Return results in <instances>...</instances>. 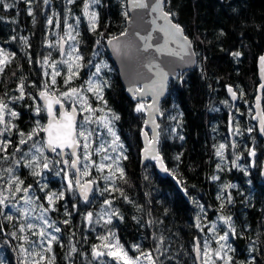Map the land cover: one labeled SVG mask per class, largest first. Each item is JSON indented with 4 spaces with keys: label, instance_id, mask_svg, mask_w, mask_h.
<instances>
[{
    "label": "trees",
    "instance_id": "1",
    "mask_svg": "<svg viewBox=\"0 0 264 264\" xmlns=\"http://www.w3.org/2000/svg\"><path fill=\"white\" fill-rule=\"evenodd\" d=\"M126 2L100 0L96 6L99 25L95 32L90 30L87 22L82 21L81 6L85 0H74L73 3L50 0L47 5L43 0H32L31 4L25 0L0 2V49L10 54V62L0 73V99L19 113L14 121L17 127L11 130V134L5 133L4 138L11 143L6 153L1 152L8 157L2 165L4 170L9 167L14 169V175L23 181L21 188L29 189L27 195L32 197L36 209L41 205L50 207L46 199L48 194L64 192V197L55 201L56 211L46 213L49 222L61 230L56 233L51 228L59 241L53 242L49 256L55 257L54 264H99L92 257V248L101 243L98 236L106 234L111 228L132 256L139 255L132 246L140 245L143 251L151 252L154 258H158V264H198L194 251L196 240L202 246L210 240L211 229L217 238L229 231L220 217L230 216L235 235L230 234L227 241L232 251H225L232 258L231 264H253V260L255 264H264V180L256 178L264 162V138L260 137L257 143L258 168L253 170L255 182H252L247 171L233 166V161L237 164L235 158L241 153L240 149L249 155L250 144L245 142L241 146L238 141L241 127L237 110L241 100L238 98L234 102L227 93L229 86L239 94L245 91L242 95L244 100L253 102L259 83L257 59L264 53V0L166 2L165 10L176 13L172 19L192 40L197 64L193 71L180 72L175 80H170L167 96L161 103L159 152L170 173L178 180L177 185L168 182L164 186L161 184V188L154 178L156 166L152 163L143 166L141 161L145 110L136 112L135 109L138 103L145 105L147 101L135 100L126 94L107 49V41L126 30L127 20L123 15ZM4 4L12 6L5 8ZM29 7L33 16L28 15ZM49 17L53 20L52 25L47 23ZM77 17L81 19L79 41L83 62L90 59L91 51L95 45L98 46L99 40L101 45L98 47L110 64L106 71L103 70L106 80L103 97L107 104L102 103L107 110L120 117L117 121L123 138L126 132L132 136L129 139L132 149L125 151L128 158L122 160L124 178L120 179L117 172L114 185L110 180L101 181L100 185L94 181L95 189L87 202L80 199L74 187L72 191L67 190L65 173L69 172L74 183L76 176L60 157L48 158L43 153L41 161L47 157L51 163L50 170L35 164L27 167L33 157L31 147L27 146L31 140L20 145L17 133V129L25 133L33 130L37 121L34 110L40 106L37 102L38 90L48 83L49 75L44 73H50L54 57H61L57 40L59 35L64 34V20H75ZM57 20L59 28L56 27ZM21 37H27V45ZM237 51L241 56L232 55ZM45 57L48 64L44 66ZM91 64L92 61L88 63ZM57 70L61 74L56 77L55 87L61 89L67 70L65 67ZM83 77L84 72L81 79ZM21 81L24 83L25 98L13 100L20 95L17 89ZM64 102L67 106L72 105ZM224 110L234 114L231 129ZM245 110H248L246 105ZM246 131L247 128L244 133ZM36 136L44 141L42 132ZM181 136L183 139H180ZM220 144L226 145L223 158L216 155ZM17 147L20 151H15ZM33 171L41 174L33 175ZM2 180L7 182V176L3 175L0 179V191L9 197L7 206L2 209L9 214L12 210L9 203L19 200L22 203L26 194L15 192L14 184L11 185L12 191H8L9 186L6 182L1 184ZM82 180L95 179L92 175H82ZM256 183L259 184L254 185ZM226 185L234 187L226 188ZM113 187L119 188L123 195L120 191H113ZM100 188L102 194L99 193ZM105 188L109 190L104 191ZM229 195L231 203L227 201ZM105 200L112 201L110 208L104 205ZM101 208H105L106 212L115 210L123 219L113 217L112 224L105 225L98 213ZM88 212L98 214L100 225L86 221ZM12 215L14 219L11 221L0 216V264H18L17 249L23 241L9 233L16 232L17 224L23 221L20 211H13ZM65 220L69 223L65 224ZM30 231V239L36 240L33 229ZM160 237H163L162 244ZM72 247H75V252L70 251ZM157 247L161 250L159 253L155 251ZM212 247L219 248L217 240L213 241Z\"/></svg>",
    "mask_w": 264,
    "mask_h": 264
},
{
    "label": "snow or ice",
    "instance_id": "2",
    "mask_svg": "<svg viewBox=\"0 0 264 264\" xmlns=\"http://www.w3.org/2000/svg\"><path fill=\"white\" fill-rule=\"evenodd\" d=\"M2 2V0H0ZM26 3L31 4L32 0H25ZM44 4H49L50 0H43ZM74 0H68V3H73ZM166 2H170V0H127L125 10L123 11V15L125 19L128 21L130 25H132L131 29H126L124 32L121 33V36L125 37L124 41L120 40V37H112L108 40V44L113 48V51L116 55L130 61L128 65H126V71L129 73L132 86L130 87L129 91L133 94L135 98L137 95L145 96L151 94L153 97L154 104L148 105L150 108H154L155 101L161 95H163L166 86L167 80L171 74H173L174 69L169 68L168 71H165L164 67H161V64L165 66L170 65L172 62L169 61H160L157 62V57L153 55V52L150 50H154L155 53L160 55H170V56H179L180 60L185 64L194 63L195 61L192 60V57L195 55L194 52L191 51V41L188 39L186 35H184V30L182 26L178 23H174L172 17L176 15V13L171 11H165V4ZM100 4V0H85L83 6V15L87 18L89 28L91 31L95 32L99 25V13L95 10V6ZM12 5L4 4L5 8H9ZM128 9L133 10H142L137 14V19L133 20L129 17ZM144 10H147L151 13H156L157 15L151 21L153 27L152 31H158L163 33L164 41L163 43H156L153 44L151 41L153 40L152 32H148L146 35H142L141 33L145 31V28L142 23L138 21H143ZM70 12V10H69ZM28 15L33 16V11L31 7H29ZM162 20L163 23L156 26V20ZM80 22V18H76V25L78 26ZM33 23H35V18H33ZM47 23L49 25L53 24V20L51 17L48 18ZM67 24V21L65 20ZM56 27H60V22L57 20ZM75 32V35H73ZM65 36L68 40L76 41L77 37L79 36V32L76 27L72 24H67V31L65 32ZM15 39V37H13ZM21 40L25 45L28 43L27 37H21ZM60 40L63 41L64 37H60ZM170 42H176L179 45L180 51H173L169 49L168 45ZM59 43V41H58ZM100 41H97L99 44ZM52 47V44L48 45ZM77 53L73 56V53ZM60 53L61 55H67L69 60L63 61V63L68 65V75L65 78V85H68L71 80L78 76V69L81 68L83 65L81 61L83 60V56L79 54V50L77 47H72L71 51L65 53L63 45L60 44ZM98 54V53H96ZM233 56L239 57L241 56L240 52L232 53ZM187 57V59L185 58ZM10 62V54L5 53L3 49H0V73H3L5 66ZM44 64H48V58L45 57L43 60ZM260 63L262 66V70H264V56L260 57ZM50 67L53 69L51 73V85H56V77L59 76L61 73L57 70L56 64L52 63ZM101 67H107V65H98L96 66V72L92 74V77L86 82L87 88L84 89L71 87L67 91L61 92L59 97H56L53 93L48 91L49 85L45 83L43 85V89L39 91V97L44 100V108L42 109L40 106H37L35 112L37 115H40L42 111L47 112L48 123L46 125H41L40 121L36 122V127L29 133H25L17 129V133L20 137L19 144L24 145L28 142V140H32L33 136L39 134V132L46 133V141L45 147L48 148L51 152L56 153L57 149L60 151L57 153L58 155H70L75 157V159L64 160V165L70 167L71 169H75L74 175L75 178V185L79 188L80 194L85 201L88 200V193L91 191L89 187V183L93 182H86L81 184L79 179L80 175L87 176L89 175V165L87 163L84 164L83 169L78 167L81 163V156L78 155V149H82V155L84 161H89L91 159V143L92 137L94 136V130L90 129V125L93 123H97L102 125L104 128L107 129V132L112 136L111 142V150L113 152L117 151V146L121 149L120 155L117 157H111L108 155L103 156V160H111V163L105 164L103 162L99 164H95L98 171H103L105 168L110 170L109 176L105 177L106 180H112L114 185L113 177L115 173H119V178H124V169L120 166L119 160L120 159H127V155L124 154L123 151V144L120 143V137L113 129V122L119 120L120 117L115 113H111V116L108 115L96 117L95 113L97 111H103V109H94L88 101L85 92H91L95 95L96 99L99 101H103L106 105L107 102L104 101L103 97V87L106 82H101L95 79V77L100 73ZM75 69V70H74ZM45 76H48L49 73L45 72ZM140 81H148L143 85V87L137 86L138 82ZM264 88V84L260 86ZM17 91H19L20 95L18 97H13V100H23L25 98V90H24V83L23 81L20 82ZM229 93L232 96L233 100L237 99V92L234 91L231 87L228 88ZM243 93L241 92V96ZM63 101H70L72 104L71 110H66ZM259 101V98H258ZM60 106L59 115L54 110V105ZM77 105H79V111L81 113H87L84 115L82 121H77ZM145 105L143 103H138L136 106V112H143L145 110ZM259 107V103L257 104ZM158 110V109H157ZM111 112V110H109ZM6 115L10 116L12 119H17L19 117V113L13 111L9 108L8 103H6L3 99H0V152H7L8 146L11 143L10 140L4 138L5 133L11 134V130L16 128L17 126L12 124L11 120H6ZM259 124L260 128L259 131L261 134H264V110L258 113ZM173 119H175L173 117ZM153 124V139L148 141L149 147L145 148V152L148 154L146 158L155 159L158 163L161 164L163 171L167 172L168 169L163 167V161L159 156V153L155 151L154 145L157 142V137L159 133L155 131L159 125L155 124V121H152ZM238 131V130H237ZM247 131L251 133L253 128H248ZM147 137V133H144ZM26 137V138H25ZM180 139H183L181 136ZM35 148L36 153L39 155H34L32 160L28 162L26 165L27 167H32L34 164L37 167L42 169L49 168V161L47 157H44L43 163H40V157L43 156L44 148L37 147L34 143L32 145ZM226 145L220 144L219 148L217 149L216 155L223 158V149H225ZM65 149H70V153H65ZM15 151H20L17 147ZM97 153L99 152H106L107 149L103 144L100 145L95 150ZM249 155L255 157L256 152L254 149L249 150ZM8 157L5 156L4 159ZM179 159V157H177ZM239 159V157H237ZM18 163V162H17ZM113 165H115V171H111L113 169ZM234 167H239L233 161ZM219 167V165H218ZM246 171L245 169H241ZM9 174L14 172L12 167L6 169ZM33 175H40V172L33 171ZM65 178L67 179V190H73V179L69 178V174L65 173ZM213 179H218V177H213ZM126 182V181H125ZM9 188L8 191H12L11 185H15V192L23 191L26 195L24 197V201L26 204H32L33 200L32 197L27 195L29 189L28 188H21L23 181L19 179L18 176L11 175L10 179L8 180ZM30 187V186H29ZM226 188L234 187L233 185H226ZM108 188H105L104 191H108ZM113 191H120L121 195L123 192L119 188H112ZM14 195V193H13ZM64 197V192H60L59 194L50 193L46 196V199L49 204V208H44L41 205V215L37 217V219L43 221V224L46 225L48 228H54L56 233H59L61 230L58 227H54L53 224L49 223L48 219L45 216V213L48 211H56L55 208V201L62 199ZM218 199H222V197L218 196ZM127 200V197H125ZM9 201V197L4 195L2 191H0V216H3L5 219L11 221L14 219L12 214H6L3 212V207H6V202ZM228 203L232 202V197L229 195L227 197ZM112 201L105 200L104 205L111 207ZM13 207H15L13 205ZM223 203L221 204V208H223ZM17 211L21 212V215L27 216V209H17ZM66 215H70V213H66ZM94 214L92 212H88L85 216L86 221L89 224H92ZM105 216L107 217L106 219ZM113 217H118L119 219H123L120 214L113 210L111 212H105L100 219H104L105 225H111L113 222ZM220 219L228 225L229 231L225 232L223 235H219L217 242L219 243V249L212 250L208 247L207 244L200 245L199 240L195 242L194 251L197 255V259H200L201 256L204 257L202 264H216V259L224 261V264H231V257L227 256V251H232L231 247L227 244L229 239V235H235V228L232 224V218L230 216H221ZM98 222V221H96ZM65 224L69 223L68 220L64 221ZM154 223V221H153ZM37 225L33 223H27L26 225H21L19 227V232L24 233L27 230H32L36 228ZM196 227H200L199 223H197ZM0 230H2V225H0ZM39 237V243L37 241H30L27 236H17L16 232H11L13 238L20 239L24 243L19 245V251L24 257L22 264H29V257H32L31 264H54L55 257L54 256H47L45 253H52V245L53 242H58L59 237L53 235L52 233L46 232L44 227H41L38 232L33 233ZM47 238V239H46ZM45 239L47 246L45 247ZM98 239L101 241L99 245H94L92 248V257L99 261V264H107L104 257L109 258L111 261H114L115 264H141V258L143 257L144 260L147 261V264H158V258H154L151 252H145L141 249L140 245H133V249L139 253V255L132 256L129 254V250L124 247L123 244L120 243L119 239L116 238V234L112 231L111 228H108L107 233L104 235H99ZM223 241V243H220ZM159 242L163 243V237L159 238ZM25 244L28 247H25ZM63 246V245H61ZM39 249V250H37ZM71 252H75V247H72ZM156 252H160V248L157 247L155 249ZM215 257V258H214ZM253 264H255L253 260Z\"/></svg>",
    "mask_w": 264,
    "mask_h": 264
},
{
    "label": "rangeland",
    "instance_id": "3",
    "mask_svg": "<svg viewBox=\"0 0 264 264\" xmlns=\"http://www.w3.org/2000/svg\"><path fill=\"white\" fill-rule=\"evenodd\" d=\"M83 6H84V4H83ZM83 6H81V15L83 16L82 21H85V22L88 23L87 18L84 17V15H83ZM95 10L97 11L96 6H95ZM65 20L67 21V24H72L74 27L77 28L78 32H80V30H81V25H80L81 19H80V22H79V25L78 26L76 25V19L75 20H71L69 18H66ZM65 20H64V34L59 35L58 40H57V43L59 41V43H58V49L60 51V44H61L60 37L63 36L64 37V43H65V48H64L65 53H67L68 51H71V48L72 47H77L78 50H79V54L82 55V53L80 51L81 43L79 41V36L77 37L76 41L68 40L67 37L65 36V32L67 31V24L65 23ZM73 35H75V32H73ZM97 45L100 46L101 45V42L99 44H97ZM98 46L95 45L93 47V49L91 51V54H90V59L86 63H84L83 60L81 61V64L83 66L77 70L78 71V76L74 77L68 85H65V83H64L61 89L59 87H55V85L54 86L51 85V73H52L53 69L50 67L51 68L50 69L51 71H50L49 76L47 78V82L51 86L54 87V90H51L49 88L48 91L50 93H53V94H55V91H56L57 92V95L60 96V93L61 92L67 91L71 87H76V88L83 87L84 89H86L87 88V83L86 82L90 79V77H92V74L96 72V66H98V65H105V64L107 65V67H101V71L95 77V79L98 80V81H101V82H106V80L103 78V70L106 71V69L109 68L110 64H109L108 60L103 57V53H102L100 47H98ZM96 53H98V54H96ZM76 54L77 53L74 52L73 53V56H75ZM60 56H61L60 58L58 56L54 57V61L51 60V64L52 63H55L57 69H62L63 67H65L66 70H67L66 73H65V78H66V76L68 75V65L65 64V63H63V61L69 60V57L66 54L65 55H61V53H60ZM90 61H92V64L91 65H88V63ZM43 65L45 66L44 63H43ZM83 72L85 73V77H83V79H81V76H82ZM56 81H57V79H56ZM104 86H105V84H104ZM39 91L40 90H38V93H39ZM85 95L87 96L89 103L91 104V106L94 109H103V111H97L95 113L94 118L100 117V116H104V115H108L109 117L111 116V113H113V112L112 111L109 112V110L106 109V107L104 106V104L102 103V101L97 100L96 97H95V95L93 93H91V92H85ZM103 96H104V87H103ZM38 99H39V95H38ZM36 101H37V99H36ZM37 102H39L40 107L43 109V106H42L41 102L40 101H37ZM67 102H70V101H67ZM77 107L79 109V105H77ZM9 108L11 110L17 112V110L14 107L9 106ZM43 114L44 113L41 112L40 115H37L36 112H35V115H36L35 118L37 119V121L38 120L40 121V124L41 125H45V123H46L45 120L43 121ZM84 115H87V113H81V120L80 121L83 120ZM5 118H6V120H11L12 124H14L15 119H12L8 115H6ZM37 121H35V124H33L34 125V128L36 127V122ZM0 127H2V126H0ZM89 127H90V129L94 130V132H95L94 136L91 138L92 139L91 148H90L91 159L89 161H84L83 160V155H82V151L83 150L81 149V151H80V156H81L80 168L83 169L84 164L87 163L89 165V175H87V176H91L92 175L94 177V179H95V180H92V181H96V183H98L100 185L101 181L102 182L103 181L104 182H107L108 181V180L105 179V177H106L105 174H108L109 175L110 174V170L108 168H105L102 172L101 171H98L97 168H96V166H95V164H99L101 162H103L105 164L111 163L112 162L111 160H103L102 159L103 156L108 155V156H111V157H117V156L120 155L121 149L117 146V151L116 152H113L111 150V142H112V139L113 138H112L111 134H109L107 132V129L104 128L102 125L97 124V123H93ZM113 129L117 133V135L120 137V143L123 144V151H124V154H125V151H127L128 148L132 149L131 148L132 144H130V142H129V139L132 136H131V134L129 132H126V137H125V139L123 138V136L121 135V133L119 131L118 121L117 120L113 122ZM34 143L36 144L37 147H43L44 148V152H43L44 153V156H47L48 158L54 157V156H49L48 155L47 150H46V147L44 146L45 145V140L43 141L39 136L33 137L32 140L27 143L28 148L31 147L30 149H31V152H32V156H34V155H37L38 156L39 155L38 153H36L35 148L32 147V145ZM101 144H103L105 146V148L107 149V151L106 152H99V153H97L95 150L98 147H100ZM55 156L60 157V155H58V154L55 155ZM4 157L5 156L2 155L1 152H0V179H1V177L3 175H6L7 176V179L9 180L10 177H11V175H14L15 174V171L12 174H9V173H8V175L6 174L7 171L4 170L5 168L2 165L3 162H4V160H6V159H4ZM68 157L69 156L67 155L66 156V160L71 161V158L69 159ZM43 160L41 161V158H40V163L41 164L43 163ZM122 160L123 159H120L118 161L121 167H122ZM92 162H95V164H93ZM50 169H51V163H49L48 170H50ZM111 171H113V172L115 171V165H113V169ZM67 173L69 174V172H67ZM69 178H70V176H69ZM114 178L115 177H113V180H114ZM66 181H67V179H66ZM83 181H86V180H83ZM110 181H112V180H110ZM5 182H6L5 180H2L1 181V184H5ZM6 184L9 186L8 181L6 182ZM73 187L76 190V185H75L74 182H73ZM101 190L102 189L100 188V190H99V193L100 194H102ZM9 204H10L11 209H12V210H10V214H12L13 211L19 212V211H17V209H27V216L21 215V212H20V215H21V218H22L23 223L22 224H17V226H16V232H19V227L21 225H26L27 223H33V224L37 225V227L33 229V233L38 232L41 227H44L45 230H46V232H49V233H52L53 234V231L51 230V228H48L46 225L43 224V221L37 219V217H39L41 215V207L36 209L35 206L33 205V203L32 204H26L25 201H24V199H23L22 203H20V200H19V201L13 203V204L11 202ZM13 205L15 207H13ZM105 212H106L105 208H101V209L98 210V213H100V217ZM93 214H94V216H93V221L94 222L92 224H94V225H97V224L100 225L101 222H99L100 219L98 217V214L97 213H93ZM45 216L47 218L46 213H45ZM104 219H106V216H105ZM104 219H102V220H104ZM96 221H98V222H96ZM30 233H31V231L26 229V231L24 233H20V234H21V236H27L30 241H37V243H39V237L36 235L37 236L36 240L30 239ZM211 233H212V235H211L212 237L210 236V240H208V242H206V243H203L202 244V247H203V245L207 244L208 247L210 249H212V250L219 249V248L213 249L212 243H213L214 240H218V238L214 234L213 229H211ZM115 234H116V232H115ZM116 238H118L117 234H116ZM46 239H45V245H44L45 247L47 246ZM25 247H28V245L25 244ZM37 250H39V249H37ZM17 253H18L17 254L18 255L17 256L18 264H22V261H23L24 257L20 253L19 248L17 249ZM45 255L49 256V253H45ZM2 258H3V256H2ZM28 259H29V264H31L32 257H29ZM101 259H104L107 262V264H115L114 261H111L107 257H104V258H101ZM203 259H204V257L201 256V264H202ZM98 263H99V261H98ZM141 264H147V261L144 260L143 257L141 258ZM216 264H224V261L219 260V259H216Z\"/></svg>",
    "mask_w": 264,
    "mask_h": 264
},
{
    "label": "water",
    "instance_id": "4",
    "mask_svg": "<svg viewBox=\"0 0 264 264\" xmlns=\"http://www.w3.org/2000/svg\"><path fill=\"white\" fill-rule=\"evenodd\" d=\"M141 11L142 10H139V9H137V10L128 9L129 17L132 18L133 20H136L137 19V14L139 12H141ZM156 15H157L156 13H151V12H149L147 10H144L143 21H138V22L142 23L144 28H145V31H143L141 33L142 35H146L148 32H152L153 40L151 42L153 44H156V43H161L162 44L163 41H164L163 33L158 32V31H152L153 27H155V26H153L151 24V21L153 20V18ZM173 22H174V20H173ZM162 23H163L162 20H159V19L156 20V26H158V25H160ZM174 23H176V22H174ZM131 27H132V25H130L128 23V21H126V29H131ZM184 35H186L185 31H184ZM117 37H120L121 41H124L126 39L125 37L121 36V34L119 36H117ZM188 39L191 41V51L195 53L193 42H192V40L189 37H188ZM61 44L63 45V48H65L64 40L61 41ZM168 47H169V49H171L173 51H177V52L180 51L179 45L176 42H170ZM107 49H108V52H109V54L111 56V61H112L115 69L117 70V72L119 74L122 86H123L126 94L132 99L139 100V101H147L146 105H145L146 106L145 107V122H144L143 130L141 132V142H142L141 161H142V165L144 166L147 163H155L159 173L161 175H163V176H167L169 174V170L167 172L163 171V169L161 167V164L158 163L155 159L146 158V156H148V154L144 150H145L146 147H149L148 141L153 139V124H152V121L154 120L155 124L159 125L158 117L161 114V103L167 96L168 86H169L170 80H175L180 72L183 73V72H186V71H193L195 69L196 64H197L196 53L192 57V60L195 61V62L194 63H190V64H185V63H183L180 60L179 56H170V55H166V54L165 55H160L158 53H155L154 50H150L151 52H153V55H155L157 57V62L158 63L160 61L172 62L168 66H165L164 64H161V67H164L165 71H168L169 68L174 69L173 74H171L169 76L168 80H167V86H166V89H165L163 95H161V96H159L157 98V100L155 101L154 108H150V107H148V105H153L154 104L153 97H152L151 94L145 95V96L137 95L134 98L133 94L129 91L130 87L132 86V82H131V78H130L129 73L126 71V65H128L130 63V61H128V60L116 55L115 52L113 51V48L108 44V41H107ZM261 56H264V53ZM260 57L257 59V73H258L259 86H258V89H257V94H256V97H255V105H254L255 118L257 119L258 124H259V119H260V117L258 116V113H260L262 110H264V108H263L264 88L260 87L262 84H264V70H262V66H261V63H260ZM185 58L187 59V57H185ZM146 83H149V82L148 81H140V82H138L137 86L143 87V85L146 84ZM231 88L234 90L233 87H231ZM54 95L56 97H59L56 94H54ZM228 95H229V97L231 98L232 101L235 102L237 100V99L236 100L232 99V96L229 93V91H228ZM258 98H259V101H258ZM39 101L41 102V104H42V106L44 108V103H45L44 100H42L39 97ZM63 103H64V106H65V109L70 111L72 105L68 109L67 106H66V103L64 101H63ZM258 103H259V107H257ZM53 107H54V110L56 112L58 111L57 115H59L60 106L57 104V105H54ZM46 114H47V112H46ZM80 115H81L80 111H79V109L77 107V117L76 118H77L78 122L80 121ZM47 123H48V117H47ZM259 128H260V124H259ZM155 131L157 133H159V127L156 128ZM144 133H147V137L144 135ZM43 135H44V140L46 141V133L43 132ZM154 148H155V151H157L159 153V156H160V158L163 161V167H166L168 169V167H167V165H166V163H165V161L163 159V156L159 152V135L157 137V142L155 143ZM46 150H47V153H48L49 156H55L60 151L59 149H57V152L54 153V152H51L48 148H46ZM70 151H71L70 149H65V153H70ZM80 151H81V149H78V155H80ZM66 156H67V154L66 155H60V157H61V159L63 161L66 160ZM70 158H71V160L75 159V157H72V156H70ZM78 167H80V164L78 165ZM72 170L75 173V169H72ZM79 179L81 181V184H84L86 182H93V183H89V187L91 188V191L88 193V200H89L90 197L92 196V193H93L94 189H95V183L92 180L83 181L82 180V175L79 176ZM76 191H77V194H78V196L80 197V199L82 201H84V202L88 201V200L85 201L83 199V197L80 194V190H79V188L77 186H76ZM195 258H196V262L198 264H201V258L197 259L196 253H195Z\"/></svg>",
    "mask_w": 264,
    "mask_h": 264
},
{
    "label": "flooded vegetation",
    "instance_id": "5",
    "mask_svg": "<svg viewBox=\"0 0 264 264\" xmlns=\"http://www.w3.org/2000/svg\"><path fill=\"white\" fill-rule=\"evenodd\" d=\"M258 86H259V83L257 85L256 93L253 97L252 104L250 103V101L244 100V96H241V92L245 93V91H240V94L237 93V99L240 98V100H241V103L239 105V110H237L238 111L237 116H238L239 124L241 127V134H240L238 141H239L241 146H243V144H245V142L247 144H250L249 150L254 149L255 152L257 150V143L259 142L260 137L264 138V134H261V132L259 131V124H258L257 119L255 118V112H254L255 97L257 94ZM227 93H228V91H227ZM247 93H249V90H247ZM247 95L249 96V94H247ZM245 105H246V107H248L247 111L245 110ZM70 106H67V108L69 109ZM263 108H264V102H263ZM224 112L228 116L227 124H228V127H230V129H231L232 125H233L232 119H233L234 114H233V112H229L227 110H224ZM57 113H58V111H57ZM44 120L47 123L46 111H45L44 116H43V121ZM80 120H81V115H80ZM46 123H45V125H46ZM246 128L247 129L253 128V131L251 133H249L248 131H246V133H244ZM42 134H43V132H42ZM43 137H44V135H43ZM240 150H241V153H238L236 155V158H235L237 160L236 161L237 165H239L240 168L246 169V171L249 173L250 180L252 182H255V175L253 176V172H254L253 170H257V168H258V159H256L257 153H256L255 157H252V156L248 155V153L244 152L242 149H240ZM237 157H239V159H237ZM152 164L156 166L155 163H152ZM154 172H155L154 178L157 179V181L160 185V188L162 185L164 186L166 183L168 184V182H173L176 185L178 184V180L175 178V176L173 174L170 173V170H169V174L167 176L161 175L159 173L157 167H156V171H154ZM256 178L264 180V162L262 164L260 174L258 173V175H256ZM164 180H167V181H164ZM258 184L259 183H256L254 185H258Z\"/></svg>",
    "mask_w": 264,
    "mask_h": 264
},
{
    "label": "bare ground",
    "instance_id": "6",
    "mask_svg": "<svg viewBox=\"0 0 264 264\" xmlns=\"http://www.w3.org/2000/svg\"><path fill=\"white\" fill-rule=\"evenodd\" d=\"M224 82V81H223Z\"/></svg>",
    "mask_w": 264,
    "mask_h": 264
}]
</instances>
